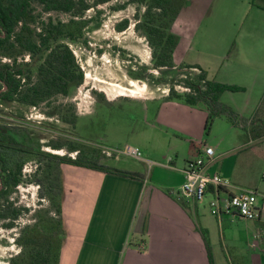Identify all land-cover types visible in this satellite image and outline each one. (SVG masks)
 I'll list each match as a JSON object with an SVG mask.
<instances>
[{
  "label": "rangeland",
  "instance_id": "374dc122",
  "mask_svg": "<svg viewBox=\"0 0 264 264\" xmlns=\"http://www.w3.org/2000/svg\"><path fill=\"white\" fill-rule=\"evenodd\" d=\"M129 1L112 0L87 11L83 18L87 24L77 31V40L64 41L84 72L81 86H73L68 96H58L38 107L0 104V124L24 130L26 144L52 154L58 153L47 146L50 141H88L120 150L136 148L144 159L161 163L172 159L177 168L186 166L199 153L200 144H206L216 150L219 169L230 177L232 183L264 196V138L256 141L246 139L244 131L232 126L226 118L215 120L206 130L205 109H192L180 102L165 101L169 86L158 85L155 81L161 76L170 80L173 75H168V71L163 75L153 69V50L144 33L136 29V15L142 16L144 7ZM203 2V5L199 4L204 8L200 16L184 19L185 33L189 34L184 56L190 62L200 63L208 71L210 80L243 89L227 93L223 103L234 108L250 100L253 105L261 90L254 88L252 81L241 74L244 72L241 66L248 52L254 50L264 54L263 44L250 47L254 42L258 44L260 29L254 14H259V11L250 0ZM49 16L55 22L71 19L66 14L52 13L45 15L40 24ZM125 20L129 21V26L119 32L117 26ZM176 29H180V24ZM259 60L261 63V57ZM18 62L31 63L32 59L21 57ZM36 70L34 67L32 71L34 78ZM149 74L154 80L149 78L146 81ZM176 88L180 93L185 92L182 87ZM253 112H246L243 116L249 117ZM73 116L79 118L77 128L65 122L64 118ZM66 154L69 152L62 150L58 155ZM124 160L122 165L137 166L150 177L154 166L127 157ZM156 168L165 182L176 180V174L160 172L165 169ZM35 169L34 160L26 163L24 173L28 175L27 179ZM11 198L16 207L28 208L29 212L22 214L11 230L4 228L0 221V264H11L12 258L20 253L21 248L15 239L24 227L39 224L48 213L54 217L55 212L48 198H40L35 183L22 184L14 190ZM260 200L263 202L264 198Z\"/></svg>",
  "mask_w": 264,
  "mask_h": 264
},
{
  "label": "trees",
  "instance_id": "16d2710c",
  "mask_svg": "<svg viewBox=\"0 0 264 264\" xmlns=\"http://www.w3.org/2000/svg\"><path fill=\"white\" fill-rule=\"evenodd\" d=\"M112 0H0V104L19 103L38 107L58 96H68L73 86L84 83V72L76 56L65 40L76 41L77 31L87 24V11L108 4ZM253 7L264 11V0H250ZM129 3L144 7L142 16L137 14L136 29L142 31L152 48L153 69L168 75L156 79L158 85L169 86L165 101L183 103L191 108L207 111L205 129L215 120L226 118L232 126L244 131L248 140L264 138V98L251 117L238 113L223 103L226 92L243 89L209 79V74L200 66L177 65L175 53L180 37L173 27L188 7L191 0H130ZM52 13L66 14L68 22H55ZM129 21L117 26L125 31ZM21 57L32 62H18ZM5 60H7L5 62ZM37 75L34 78L33 69ZM148 72L149 69L143 67ZM193 71H196L193 72ZM154 77L148 75L146 81ZM136 79H143L137 77ZM182 87L180 93L176 87ZM66 123L76 126L78 119L64 118ZM26 132L16 126L0 124V221L6 229H14L21 215L28 208L16 207L11 195L22 184L35 183L41 199L48 198L55 210L54 217L45 215L36 225L22 229L15 239L21 251L11 264H61L66 230L63 218V172L64 165L145 180V175L120 170L110 166L108 158L98 145L88 141L56 140L47 146L53 150H67L69 154L58 155L36 149L26 144ZM71 154H76L75 158ZM30 160L36 163L33 174L24 173ZM203 237L214 264L211 244L207 232Z\"/></svg>",
  "mask_w": 264,
  "mask_h": 264
},
{
  "label": "crops",
  "instance_id": "0c3cea01",
  "mask_svg": "<svg viewBox=\"0 0 264 264\" xmlns=\"http://www.w3.org/2000/svg\"><path fill=\"white\" fill-rule=\"evenodd\" d=\"M203 1L191 0L174 24L173 31L180 37L175 53L178 66L203 68L200 63L190 62L184 56L189 41L184 19L200 16L204 8L199 4L203 5ZM257 10L259 14L254 17L258 19L256 23L260 29L258 44L254 42L250 47L264 45V11ZM178 24L179 30L176 29ZM243 59L241 67L244 72L241 74L261 92L253 105L248 100L233 107L241 115L253 110L254 114L264 98V69H259L264 68V54L252 50ZM245 90L248 93V88ZM124 159H112L113 163L110 160L109 165L145 175V180L71 165L62 167L66 236L61 264H211L203 231L209 236L214 264H264V200H260L263 213L258 221L233 217L218 219L210 214L207 201L191 202L176 194L185 182L187 165L177 168L172 159L168 163L144 159L141 163H153L154 166H150L153 168L149 177L137 166L122 165ZM218 161L211 164L209 173L220 172L229 179L219 169ZM155 166L165 169L160 172L176 174V180L165 182ZM256 234H260L258 240H254ZM253 243L257 246L254 247ZM142 244L145 248L140 250Z\"/></svg>",
  "mask_w": 264,
  "mask_h": 264
},
{
  "label": "built area",
  "instance_id": "2783aa9c",
  "mask_svg": "<svg viewBox=\"0 0 264 264\" xmlns=\"http://www.w3.org/2000/svg\"><path fill=\"white\" fill-rule=\"evenodd\" d=\"M99 148L110 159L127 157L145 161L142 152L136 148L127 147L124 150L102 146ZM71 156L75 158L76 154H71ZM216 160V150L206 144H201L200 153L187 162L184 171L185 182L176 194L191 202L204 203L207 201L210 214L218 219L233 217L244 221L260 220L263 213L260 198L264 196L252 189L238 188L220 172L210 174L209 168ZM149 165L153 166V163ZM259 238L260 234L254 236V240ZM253 246L257 244L253 243ZM144 248V244L139 246L140 250Z\"/></svg>",
  "mask_w": 264,
  "mask_h": 264
},
{
  "label": "bare ground",
  "instance_id": "6f19581e",
  "mask_svg": "<svg viewBox=\"0 0 264 264\" xmlns=\"http://www.w3.org/2000/svg\"><path fill=\"white\" fill-rule=\"evenodd\" d=\"M138 98H142V97H138ZM57 153H58V154H60V153H61V151H57Z\"/></svg>",
  "mask_w": 264,
  "mask_h": 264
}]
</instances>
